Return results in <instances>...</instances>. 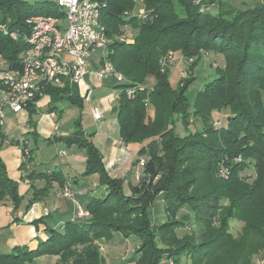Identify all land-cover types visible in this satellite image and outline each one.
<instances>
[{
    "label": "trees",
    "instance_id": "trees-1",
    "mask_svg": "<svg viewBox=\"0 0 264 264\" xmlns=\"http://www.w3.org/2000/svg\"><path fill=\"white\" fill-rule=\"evenodd\" d=\"M102 1L107 6L102 12L101 23L112 40L108 46V58L117 71L132 82L144 84H147V77L155 76L153 88L139 91L133 99L128 98L122 90L128 84L116 86L121 88V94L113 111L120 123L122 141L125 145L135 144L139 147L132 156L134 159L130 170L138 165V157H147L140 182L134 185L129 181V188L134 193L142 186L147 187L151 183V176H158L157 173L163 172L162 179L159 180L160 186L151 193L145 192L144 198L133 203L134 197L126 194L124 189L128 181L107 171L101 152L80 130L72 142L86 149V174L98 173L100 184L105 185L109 193L102 198H93L86 208L88 214L83 219H69L62 227L51 228L48 238L40 240L35 249L22 245L10 252L0 253V264H25V261L35 264L36 259L44 255H58L63 264H86L85 257L81 255L91 252L90 248H97L90 244L86 250L79 252L76 245L87 242L89 233L93 231L96 238L102 239H112L119 233L127 237L138 236L141 245L136 249L138 257L135 264H153L150 263V258L156 260L155 248H148L149 242H146L147 237L153 235V201L158 195L163 196L169 220L172 213H178L180 204L171 202V199L185 200L184 192L187 187L196 183L197 177L204 170L199 164L191 166L188 162L195 160L197 156H205L216 146L215 152H221V156H209L214 164L216 162L215 173L218 171V164L223 161V164L232 169L233 177L242 166L241 163L235 164L234 158L246 157L251 152L257 153L256 149H264V117L261 112L264 110V1L230 12V18L227 19L224 16L227 12L223 14L221 11V6L225 4L223 1L215 3V0H202L208 6L211 2L219 6L217 14H209L201 12V6L195 5V0H145L146 8L154 10V26L140 25L135 44L128 45L114 40V35L117 34L119 25L127 21L119 12L131 6L133 0ZM35 14L57 15L58 11L50 0H0V24L19 35L18 39H13L0 31V55L4 56L8 65L19 61L21 53L27 48L23 34L30 28L27 19ZM181 15L185 18L180 20ZM204 49H215L226 55V70L217 79L207 82L203 90L195 95V111L206 121L213 110L224 108L229 114V129L220 131L212 127L202 132L205 138H199V135L181 138L172 131L162 132L164 127L172 125L175 113H183L187 117L179 103L188 99L184 94L187 86H183V80L177 85L172 84L169 69L162 70L159 66L160 58L170 50L181 53L182 57L199 56ZM71 93L69 82L62 88L48 87L45 90V94L52 95V100L67 99L84 106V100ZM151 104L156 108L154 118H151L147 109ZM33 105L35 104L30 103L27 108ZM253 112L256 114H251ZM220 133H223V139L229 141L228 145L221 143ZM245 147L250 154L244 153ZM257 167L261 180L258 187L252 190L251 203L259 202L264 209V163H258ZM17 186L18 183L8 177L0 159V198L10 196L16 208L22 202ZM246 191L248 190L242 192L245 193L243 196ZM35 200L36 196L26 208L29 209ZM137 207L140 210L132 218ZM170 223L172 224L171 221ZM168 224L169 221H166L156 227L162 230ZM205 245L186 241L177 248L175 255L180 256L187 251L192 255H207L212 250L209 251ZM92 252L90 255L95 257L94 264H106V259L98 250ZM249 252L253 253L244 264H251L255 256L264 253V243ZM73 253L78 254L77 258L72 256Z\"/></svg>",
    "mask_w": 264,
    "mask_h": 264
},
{
    "label": "rangeland",
    "instance_id": "rangeland-1",
    "mask_svg": "<svg viewBox=\"0 0 264 264\" xmlns=\"http://www.w3.org/2000/svg\"><path fill=\"white\" fill-rule=\"evenodd\" d=\"M217 1L225 3L221 6V11L223 14L227 12V14H224L227 19L230 18L228 15L230 12L239 11V9L250 4L254 5L257 2L256 0V2L254 0H215V3ZM145 4V0H133L131 6L119 12L127 21L119 25L118 32L114 35V40L126 45L135 44L140 25L148 24L151 27L154 26V10L147 9ZM197 4L201 6V12L206 11L209 14H215L219 10L218 4H212V2L208 6L203 4L202 0H195V5ZM184 18L185 16L182 15L179 17L180 20ZM130 20L133 21L131 22ZM0 58L6 64L2 54ZM180 61L182 64L179 63ZM226 63V55L215 49H204L200 52L199 56L189 58L182 57L181 53L170 50L160 58L159 66L162 70L169 69L172 84L177 85L183 80V86H187L184 94L189 101L179 103L183 108V112L187 114V117L185 116V118L183 113H175L172 125L164 127L162 132L172 131L181 138L197 137L198 135L199 138H203V136L205 138L202 132L210 130L212 127L218 128L220 131L229 129V114L224 111V108L220 107L213 110L206 121H203L202 117L196 114L193 102L195 95L200 90H203L207 82L215 80L219 77V74L225 73ZM126 79L132 82L127 77ZM146 81L147 84L132 83L151 89L155 84V76L147 77ZM113 82L114 84L117 83L116 80H113ZM75 89L79 90L78 85L75 86ZM262 99L264 102V91L262 92ZM147 109L150 116H152L151 118H154L156 112L154 105H149ZM8 110L7 108V116ZM261 112L263 114L262 117H264V110L262 109ZM251 114L256 113L253 112ZM222 136L223 133H220L221 143L228 145L229 141L223 139ZM206 138L209 137L207 136ZM215 150H217L216 146L212 151H208L205 156H197L195 160L188 162L191 166L199 164L204 170L199 178L197 177L198 181L187 187L184 192L185 200L178 201L176 198L171 199V202L174 201L180 205L178 213L173 214L171 212L170 220L165 211L166 204L163 196L158 195L154 199L152 204L153 232L151 231L153 235L152 237H147L146 242H149L148 248L154 246L157 257L154 261L151 257L150 263L244 264L248 256L253 253L249 251L257 249L260 244L264 243V209L259 202L251 203L253 200L251 196L252 190L258 187L261 180L257 165L258 163H264V149H256L257 153L251 152L252 154H250L247 152L248 148L245 147L246 152L244 153L250 155L234 158V163H241L242 166L237 171V175L235 174L233 177L232 169L223 164V161L218 164V171L215 173L216 162L214 164V160L209 157L211 155L221 156V152H215ZM218 158L215 160L217 161ZM134 171L133 173L121 175V178H125L128 181L125 184L126 187H124L126 194H132L134 197L133 203H137L141 198H144L145 192L151 193L155 188H159V180L162 179L163 172L157 173L156 175L158 176H151V183L147 184V187L142 186L132 193L129 188V185L132 184L131 180L134 182V185L140 182L136 178L137 170L134 169ZM142 172L143 167H140L138 174H142ZM129 181L130 184H128ZM245 190L248 191L243 196L245 193L242 192ZM80 208L84 209L81 205H78L77 215H79L78 211ZM139 210L140 207H137L131 217L135 218V214ZM166 221H169V224L162 227V230L156 227ZM93 232L89 233V240L87 242L76 245L79 252L86 250L90 244L97 248H90L89 251L91 252H83L85 254L81 256L85 257L86 264L95 263V257L93 254L90 255V253H93V250H98L103 255L106 259V264H135L138 257L136 249L141 245V240L138 236L131 235L127 237L119 233L112 239H102L96 238ZM186 241H191L195 244L205 243V248L212 251L207 255H192L188 251H184L185 253L180 256L175 255L177 248ZM145 243H143L142 247L145 246ZM148 250L150 251V249ZM75 255L76 253L72 254L74 258H77L78 254L76 257ZM20 256L22 255L20 254ZM44 256L45 258H43ZM44 256L38 257L35 264H63L60 261L61 257L58 255L50 256L49 260H47L48 255ZM23 258L25 257L23 256ZM25 264L34 263L25 261Z\"/></svg>",
    "mask_w": 264,
    "mask_h": 264
},
{
    "label": "crops",
    "instance_id": "crops-1",
    "mask_svg": "<svg viewBox=\"0 0 264 264\" xmlns=\"http://www.w3.org/2000/svg\"><path fill=\"white\" fill-rule=\"evenodd\" d=\"M101 57V51L92 55L90 72L83 83L70 84L71 94L81 99L90 86L93 102L83 99L81 107L67 99L52 100V95L46 94L22 112L14 113L9 107L5 108V114L6 109L9 110L0 125V159L8 177L18 183L22 202L16 208L10 196L0 198V253L22 245L35 249L40 240L48 238L51 228H60L69 219H83L77 215L78 205L86 210L93 198L109 193L108 188L100 184L98 173L86 174V149L72 142L80 130L101 152L109 173L121 176L138 169L136 166L130 170V166L139 147L121 145L120 123L113 111L121 93V88L116 87L120 83L113 77L100 80L96 74L102 65ZM92 106L102 112L100 120L94 118ZM67 184L71 186L73 198L63 194ZM35 196L36 200L27 209Z\"/></svg>",
    "mask_w": 264,
    "mask_h": 264
},
{
    "label": "built area",
    "instance_id": "built-area-1",
    "mask_svg": "<svg viewBox=\"0 0 264 264\" xmlns=\"http://www.w3.org/2000/svg\"><path fill=\"white\" fill-rule=\"evenodd\" d=\"M50 1L55 4L57 15L35 14L27 19L30 28L23 34L27 48L17 61L21 63L20 69L13 70L12 65L4 64L0 58V125L5 121L6 107L19 113L30 103L37 104L46 95L48 87L62 88L66 82L83 83L90 72L89 60L98 51L102 53V65L96 71L100 80L113 77L122 84H128L122 90L130 99L145 89L128 81L108 58V46L112 40L101 23L102 12L107 6L105 1ZM0 29L13 39L19 37L17 32H10L5 25L0 24ZM83 99L93 102L90 86L86 88ZM91 111L96 120L103 117L99 108L92 106ZM121 145H125L123 141ZM138 158L136 178L140 179L139 168L145 166L147 158ZM63 194L73 198L69 184L64 187ZM78 214L86 216L88 212L80 208ZM251 264H264V253L255 256Z\"/></svg>",
    "mask_w": 264,
    "mask_h": 264
},
{
    "label": "water",
    "instance_id": "water-1",
    "mask_svg": "<svg viewBox=\"0 0 264 264\" xmlns=\"http://www.w3.org/2000/svg\"><path fill=\"white\" fill-rule=\"evenodd\" d=\"M21 67V63L20 62H16L12 65V69L13 70H19Z\"/></svg>",
    "mask_w": 264,
    "mask_h": 264
}]
</instances>
